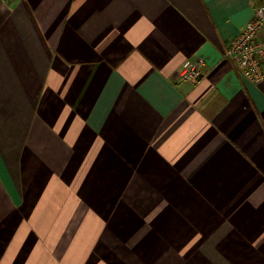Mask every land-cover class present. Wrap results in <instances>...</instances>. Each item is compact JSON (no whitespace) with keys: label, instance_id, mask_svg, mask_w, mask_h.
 Returning <instances> with one entry per match:
<instances>
[{"label":"crops","instance_id":"crops-1","mask_svg":"<svg viewBox=\"0 0 264 264\" xmlns=\"http://www.w3.org/2000/svg\"><path fill=\"white\" fill-rule=\"evenodd\" d=\"M261 2L0 0V264H264Z\"/></svg>","mask_w":264,"mask_h":264},{"label":"built area","instance_id":"built-area-1","mask_svg":"<svg viewBox=\"0 0 264 264\" xmlns=\"http://www.w3.org/2000/svg\"><path fill=\"white\" fill-rule=\"evenodd\" d=\"M256 9L253 18L230 42L226 57L235 64L241 79L261 83L264 81V0ZM203 60L184 62L180 78L186 82H199L206 77Z\"/></svg>","mask_w":264,"mask_h":264}]
</instances>
